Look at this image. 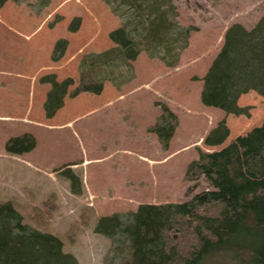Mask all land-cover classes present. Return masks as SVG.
I'll list each match as a JSON object with an SVG mask.
<instances>
[{"label": "rangeland", "instance_id": "obj_1", "mask_svg": "<svg viewBox=\"0 0 264 264\" xmlns=\"http://www.w3.org/2000/svg\"><path fill=\"white\" fill-rule=\"evenodd\" d=\"M174 4L179 23L194 27L175 67L141 52L132 61L131 81L119 89L106 81L99 94L66 95L50 118L42 107L50 85L40 76L71 77L74 87L81 55L113 46L108 33L120 21L102 0H48L42 8L37 0H6L0 7V202H10L25 223L58 236L78 264H104L111 244L94 231L100 216L189 200L208 186L203 178L184 177L198 150L219 149L264 121V98L254 91L237 100L250 107L248 117L200 101L201 79L226 29L233 23L251 28L264 14V0ZM75 17L80 23L71 32L67 26ZM58 38L68 44L52 61ZM159 104L178 119L166 149L149 130ZM221 119L227 138L219 146L204 145L205 134ZM24 132L34 136V147L8 154L5 141Z\"/></svg>", "mask_w": 264, "mask_h": 264}, {"label": "trees", "instance_id": "obj_2", "mask_svg": "<svg viewBox=\"0 0 264 264\" xmlns=\"http://www.w3.org/2000/svg\"><path fill=\"white\" fill-rule=\"evenodd\" d=\"M5 1L0 0V7ZM37 1L39 8L48 3ZM102 1L120 21L108 33L113 46L81 55L74 87L71 77L40 76V82L50 85L42 106L46 118L63 106L66 95L99 94L106 81L116 89L131 81L132 61L139 53L175 67L188 46L194 27L179 23L174 0ZM79 23L80 18L75 17L67 29L75 31ZM67 44V39L58 38L50 59L59 60ZM201 80L202 104L227 114L249 116L250 107L240 106L237 100L249 91L264 98V14L249 29L239 23L226 29ZM159 106L160 114L149 130L166 149L178 119L167 105ZM228 134L221 119L208 130L203 143L219 146ZM34 145V136L24 132L9 137L4 149L8 154H22ZM184 177L188 181L203 178L208 186L185 202L144 203L135 211L98 218L94 231L111 244L104 264H264V121L219 149H199L198 157L187 164ZM78 191L79 187L73 190ZM0 264L78 261L63 251L58 236L25 223L10 202H0Z\"/></svg>", "mask_w": 264, "mask_h": 264}, {"label": "crops", "instance_id": "obj_3", "mask_svg": "<svg viewBox=\"0 0 264 264\" xmlns=\"http://www.w3.org/2000/svg\"><path fill=\"white\" fill-rule=\"evenodd\" d=\"M103 86H104V85H103ZM239 98H240V97H239ZM239 98H238V99H239ZM63 105H64V104H63Z\"/></svg>", "mask_w": 264, "mask_h": 264}]
</instances>
